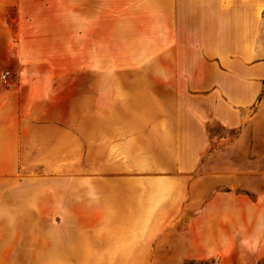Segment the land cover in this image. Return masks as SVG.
<instances>
[{"label": "rangeland", "instance_id": "374dc122", "mask_svg": "<svg viewBox=\"0 0 264 264\" xmlns=\"http://www.w3.org/2000/svg\"><path fill=\"white\" fill-rule=\"evenodd\" d=\"M113 1L100 28L89 31L87 37L82 36L85 31L20 30L11 14L0 23V82L8 89L22 85L24 94L30 86L38 93H57L60 100L69 99L71 93L78 103L71 149L59 151L48 144L42 150L35 141L28 156L17 161L18 176L28 177L30 183L41 182L39 188L53 181L73 182L77 199H83L89 197L88 180L116 188L132 178L168 174L173 193L180 192V197L169 201L170 219L157 231L153 251L108 252L101 245L109 239L97 237L101 220L86 221L80 214L71 223L79 238H61L57 252L52 234L58 223L45 221L39 232L44 227V239L32 236L28 252L0 254V264H264V196L257 208L250 206L257 194L247 186L245 174L250 166L264 167V158L247 157L246 141L256 127L228 128L215 122L207 109L213 100L198 96L203 93L197 86L198 73L214 71L226 80L229 66L235 63L215 62L211 47L192 46L195 37L187 33L182 45H166L163 13L141 0ZM79 42L91 44L75 56L87 60H70L74 56L62 47ZM223 48L228 52V46ZM10 49L22 53V59H5ZM7 71L4 80L2 73ZM186 82L192 87L186 89ZM85 85L91 107L86 111L80 108ZM218 99L222 101L221 96ZM197 102L205 104L204 110ZM194 118L205 119V127L192 124ZM202 138L206 147L197 153V140ZM205 173L220 178L215 189L220 198L213 202L210 195L201 202L196 190H188L190 182ZM230 202L236 209H228ZM253 213L258 221H251ZM196 214L200 217L194 218ZM66 224L61 223V230ZM230 232L235 235L232 245L223 243V238L215 243L218 235ZM180 243L188 247H177ZM192 243L195 251H191Z\"/></svg>", "mask_w": 264, "mask_h": 264}, {"label": "crops", "instance_id": "0c3cea01", "mask_svg": "<svg viewBox=\"0 0 264 264\" xmlns=\"http://www.w3.org/2000/svg\"><path fill=\"white\" fill-rule=\"evenodd\" d=\"M109 1L114 2L0 0V23L5 21L7 14H11L16 28L20 30L85 31L82 36L87 37L89 31L100 28L99 24L107 13ZM141 1L142 4L147 3L154 8V12L164 14L166 45H182L184 33H187L195 37L192 46L211 47L210 52L217 58L215 62L229 59L235 63L229 66L226 80H221L222 76H217L214 71L204 73V76L198 73L197 86L203 89V93H198V96L199 99L206 96L213 100L207 104V109L212 110L209 117L215 122L228 128L255 126L254 135L251 140L246 141L247 157L263 159L264 0ZM72 36L80 38L77 34ZM87 45L91 46L86 42L65 43L62 51L74 56L70 60H87L75 57L83 54ZM223 46L229 47L228 52L224 51ZM22 56V53L10 49L5 59L15 57L20 60ZM189 87L192 86L186 82L185 88ZM47 88L45 85L44 90ZM28 89L25 93L28 99L26 101L22 85L8 89L0 82V254L28 252L32 236L45 238L44 227L39 234L41 223L45 221L58 223L52 234L53 251H58L61 238L70 241L79 238L73 233L71 223L80 214H84L86 221H95L97 218L101 220L103 224L97 228V237L109 239L101 245L107 247L108 252L126 255L153 251L151 248L157 247L153 244L157 231L163 230L170 219L172 202L169 201H173V196L180 197V192L173 193L170 175H153L147 179L132 178L116 188L114 185L109 187L102 181L88 180L86 187L90 190L89 197L83 199H77V187L73 182L53 181L49 187L45 188L42 183L43 187L39 188L37 184L41 182L30 183L28 177L18 176L21 168L17 161L28 156L31 146L36 144L35 141L41 144L42 150L48 144H52V149L59 151L71 149V134H75L78 113V103L75 96L70 97L71 93L69 99L60 100L57 93H38L34 89L32 91V86ZM84 95V107L80 108L86 111L91 108L86 101L87 85ZM217 96H221L222 101H216ZM197 103L196 106L200 105L199 108L204 110L205 104ZM84 116H87L86 112ZM191 123L200 124L202 127L206 124L203 118H194ZM34 133L37 134L32 138ZM205 141L204 138L197 140V153L205 149ZM245 174L247 186L257 194L255 199H251L250 206L257 208L264 196V167L250 166L246 168ZM219 183L220 178L205 173L190 182L188 190H196V197L201 202L206 195H210V201L213 202L220 198L217 190L215 191ZM206 206L204 204L202 210ZM228 209H236V204L228 203ZM257 216V213H253L251 221H258ZM199 217L196 214L194 218ZM61 223L68 224L61 230ZM35 231L37 234H34ZM222 238L223 243L229 246L233 244L235 235L231 232L227 236L218 235L215 243H221ZM177 247L188 246L180 243ZM190 247L191 251L196 250L193 243Z\"/></svg>", "mask_w": 264, "mask_h": 264}, {"label": "built area", "instance_id": "2783aa9c", "mask_svg": "<svg viewBox=\"0 0 264 264\" xmlns=\"http://www.w3.org/2000/svg\"><path fill=\"white\" fill-rule=\"evenodd\" d=\"M7 73H8V71H7V72H4V73H2V78H3L4 80L6 79Z\"/></svg>", "mask_w": 264, "mask_h": 264}]
</instances>
